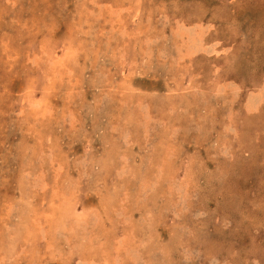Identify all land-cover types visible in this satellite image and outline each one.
Here are the masks:
<instances>
[{
    "label": "rangeland",
    "instance_id": "rangeland-1",
    "mask_svg": "<svg viewBox=\"0 0 264 264\" xmlns=\"http://www.w3.org/2000/svg\"><path fill=\"white\" fill-rule=\"evenodd\" d=\"M0 264H264V0H0Z\"/></svg>",
    "mask_w": 264,
    "mask_h": 264
},
{
    "label": "bare ground",
    "instance_id": "bare-ground-1",
    "mask_svg": "<svg viewBox=\"0 0 264 264\" xmlns=\"http://www.w3.org/2000/svg\"><path fill=\"white\" fill-rule=\"evenodd\" d=\"M221 92V91H220Z\"/></svg>",
    "mask_w": 264,
    "mask_h": 264
}]
</instances>
